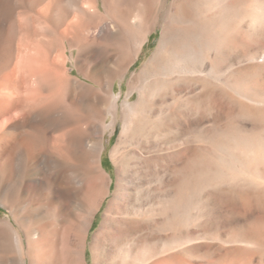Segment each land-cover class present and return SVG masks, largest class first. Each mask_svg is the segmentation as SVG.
Returning a JSON list of instances; mask_svg holds the SVG:
<instances>
[{
  "label": "rangeland",
  "instance_id": "374dc122",
  "mask_svg": "<svg viewBox=\"0 0 264 264\" xmlns=\"http://www.w3.org/2000/svg\"><path fill=\"white\" fill-rule=\"evenodd\" d=\"M224 1L226 80L185 81V93L158 104L142 118L141 131L122 133L120 121L112 136L99 135V150L75 151L66 138L65 153L52 167L35 111H13L0 132L17 142L0 143V264H264V60L248 59L253 49H264V21L250 40L246 31L232 27V0ZM250 1H238L242 14L257 3ZM174 3L183 6L182 0H162L160 21ZM45 5L38 0H0V102L26 95L15 81L3 77L15 68L19 76L32 64L84 79L77 69L79 51L72 58L57 32L60 23L51 16L37 18ZM159 36L154 30L125 79L116 80L117 94H127L132 75L150 60ZM44 84L57 98L63 96L58 80L49 76ZM257 96L258 104L253 100ZM244 141L251 143L242 145ZM13 148L14 163L5 162L3 157ZM71 172L80 179L61 181ZM119 179L124 200L111 209ZM33 230L40 231L38 250L29 236ZM16 232L24 249L14 239Z\"/></svg>",
  "mask_w": 264,
  "mask_h": 264
},
{
  "label": "bare ground",
  "instance_id": "6f19581e",
  "mask_svg": "<svg viewBox=\"0 0 264 264\" xmlns=\"http://www.w3.org/2000/svg\"><path fill=\"white\" fill-rule=\"evenodd\" d=\"M38 1L40 3L46 2V5L37 18L46 19L51 16L50 19H56L60 23L58 24L57 32L64 38L66 49L68 48L72 51V58H75V51H79L77 69L84 79L72 76L67 72H59L55 69L52 70L51 68L32 64L24 67L20 76L16 68L8 71L3 77L11 79L10 81H15V84L20 86L19 88L24 89L23 91L26 92V95L19 94L21 96L14 102H0V132L5 123H8L12 118L10 116H12L13 111L22 114L28 111H35L34 118L39 122L37 129L40 132V137L46 143V151L49 153L52 167H55L56 162L65 153L67 146L64 142L66 138L69 146H72L75 151H80L81 149L99 150L103 148L100 134L109 132L112 136L120 121L123 124L122 133L128 131L137 133L141 131L143 129L142 118L155 112L158 104L163 106L162 103L169 97H176L179 92L185 93L183 88H181H187L184 84L185 81L196 79V81L209 84V78L211 77L210 79L214 78L212 81L216 80L219 84H222L226 80V70L224 71L225 58L223 57L225 55L222 54V51H225V34H227L228 29L224 20L225 16H227V1L182 0L183 6L181 8L179 7L180 4H178L179 8H177L175 1L174 4L167 8L166 15H164L165 17L163 16L164 20L162 18L161 21L158 19V14L159 9L162 8V6L159 7L162 0ZM238 1L232 0L230 2L232 5L230 14H233L231 25L237 30L246 31L251 40L259 29V25L263 24L264 21V0H257V3H252L249 6L246 4L247 8L245 12L243 11L244 14L238 8ZM249 2L252 1L249 0ZM108 14L111 15L110 18H107L106 15ZM97 16L100 18L98 22L96 21ZM154 30H159L160 36L152 57L139 73L132 75L127 94L125 96H123L122 92L117 94L116 80L121 79L123 81L125 79L131 65L140 57L146 42L150 40ZM232 36L237 37L233 33ZM107 39L112 40L114 43H105ZM114 44L115 46H113ZM227 45L229 46L230 43ZM251 45L252 43L248 46L252 47L254 44ZM214 50H216V55ZM253 50H249L252 53L249 52L248 59L256 61L262 58L264 60V49L263 51L261 49L259 51ZM231 57L233 58V56ZM92 59L94 62H91ZM49 76L63 85L62 97L57 98L52 94L50 86H45L44 80ZM33 81L39 84L38 87H35ZM136 92H138L137 96ZM258 98L259 96L252 99L256 103L258 101L261 102ZM168 102L170 101L168 100ZM251 104H253L252 100ZM248 111L254 120L258 119L259 115L250 112V110ZM43 117L45 120L42 121ZM109 118H111L110 122ZM258 120L255 122H258ZM26 122L27 119H24V123ZM256 125L259 124L256 123ZM60 128L66 129L59 134L56 133ZM242 139L241 141H243ZM235 141L237 140L235 139ZM3 142L5 144L9 143L11 146L17 143L15 137H10L7 134L0 135V143ZM244 142H242V145L248 143V141ZM256 142L258 141L256 140ZM3 159L5 162L14 163V148ZM59 177L55 176L56 182L60 180ZM66 178L69 181L80 179L72 172L61 176V181H65ZM92 183L96 185V181L92 180ZM28 188L29 190L33 189L32 186H28ZM22 192L26 193L25 190H22ZM123 192L124 183H122V179H119V186L111 209L122 205L124 200ZM22 218H24V215ZM93 221V217L89 218L86 222V227L89 228ZM30 234H32L31 237H33L35 242V248L37 250L40 249L41 245H38L40 231L33 230L32 233L29 232V236ZM14 239L19 247L24 249L23 240L17 232Z\"/></svg>",
  "mask_w": 264,
  "mask_h": 264
}]
</instances>
